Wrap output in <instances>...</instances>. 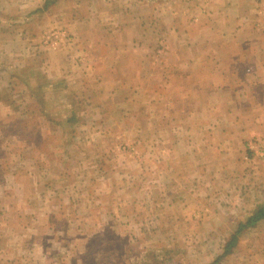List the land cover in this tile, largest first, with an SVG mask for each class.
<instances>
[{
    "label": "crops",
    "instance_id": "1",
    "mask_svg": "<svg viewBox=\"0 0 264 264\" xmlns=\"http://www.w3.org/2000/svg\"><path fill=\"white\" fill-rule=\"evenodd\" d=\"M33 26H52V35L44 31V46H33L39 39ZM50 37L56 42L48 43ZM23 69L28 76L38 75L48 88L69 79L75 93H81L83 81L89 80L86 86L99 87L104 100L122 105L115 108L120 117L128 114L124 110L130 112L129 104L139 101L146 109L145 120H158L152 128H140V140L152 135L141 153L140 183L169 185L163 187V197H154L157 206L162 201L171 207L183 205L192 184L213 193L218 184L226 192L242 190V182H253L256 165L263 162L247 143L254 138L264 144V0H0V79L7 73L12 83ZM128 80L140 86L122 95L121 84ZM149 82V89L143 88ZM35 88L31 84L25 91L28 104L22 102L20 108L45 106L54 99L53 87L34 99ZM98 92L90 94L92 112L87 113L106 119L113 110L97 108L103 105ZM130 95L133 101L119 98ZM78 104L72 99V108ZM165 104L168 109L163 112ZM23 113L46 124L56 120L60 127L72 126L67 121L72 115L79 119L74 125L82 123L77 114L64 117L62 112L40 109L20 111V116L0 112V124L1 119L23 118ZM36 129L42 133L41 125ZM94 139L89 146L94 147ZM24 143L14 141L8 158L0 162V264H63L71 246H58L59 237L75 226L74 220L62 222L63 231L52 221L56 215H67L70 191L66 188V197L50 206L44 184L59 181L58 176L38 167L31 157L32 142ZM158 150L166 156L157 155ZM93 158L98 157L89 153ZM106 164L110 165L96 161L95 173L90 174L92 162L79 161L75 176L92 180V196L99 195L97 184L105 178L100 167ZM120 165L115 182L130 189L135 176L127 171L128 165ZM76 184L85 191L81 181ZM184 213L191 219L208 214L203 208ZM36 216H41V223H34ZM49 227L55 231L50 237L45 233Z\"/></svg>",
    "mask_w": 264,
    "mask_h": 264
},
{
    "label": "rangeland",
    "instance_id": "2",
    "mask_svg": "<svg viewBox=\"0 0 264 264\" xmlns=\"http://www.w3.org/2000/svg\"><path fill=\"white\" fill-rule=\"evenodd\" d=\"M51 27L40 29L33 26L34 33L39 37L33 44L34 47L44 46L42 44V37L46 36L44 31L49 29V35H52L51 32L54 31L50 32ZM51 40L50 37L48 43ZM52 41L56 42V40ZM21 71H17V78L12 83L8 80L7 73L0 79L1 114L12 112L20 116V111L23 110L36 112L43 109L48 112H62L64 117H69L71 113L77 114L82 119V123L78 125L70 126L67 123L60 127L55 123L46 124L41 118L26 117L23 113V118H18L16 121L1 119L0 124V162L8 158L7 152L13 149L14 141L32 142L29 147L35 164L41 169L47 167L48 172L58 176L60 181L45 182L44 187H47L45 192L48 193L46 201L50 206L56 202L60 203V198L66 197V188L70 191L69 203H73L74 198V204L66 203L68 200H65V204L70 207L67 209L65 205L67 215H60V218H63L59 222L60 218L56 215L52 221L55 227L62 230L64 225H61L62 222L74 220L75 226L72 224L71 230L59 237L58 246L63 244L71 246L65 255L68 259L63 264H209L215 256L221 254L225 240L234 233L238 223L245 221L257 205L264 203V158H262L263 162L256 165L257 174L254 175L256 178H252L253 182L250 183L248 179L242 182V190L237 191V188L235 192L231 189H229L231 192H226L228 189H223L226 187L218 184L217 186L221 188L216 187L218 190L213 193L214 191L207 192L204 186L202 191H199L200 184H192V190L188 191L187 198L183 199V205L171 207L167 202L162 201V205L157 206L154 197H163L166 193L163 187L169 185L168 183L152 185L150 182L143 186L140 183L141 153L143 146L150 144L148 140L152 138V135H147V141L140 140V128H152L159 123L152 117L145 120L148 117L145 116L146 109L143 105L140 106L139 101L134 102L132 95L119 96L120 100L125 98L133 101L128 107L130 112L124 110L128 114L120 117L121 111L117 112L118 109L115 108L122 105L109 99L104 100L99 87L86 86L89 80L83 81L81 93H75L72 81L69 79L55 81L48 88V84L38 80V75L33 73V76H28L26 70L22 73ZM86 73L90 74V72ZM151 83L143 88L149 89ZM31 84L33 87L37 86L34 99H38L40 95L44 97V92L53 87L54 99L51 103L45 106L43 103H32L27 108H20L23 106L22 102L24 103L25 91L31 90ZM136 85L140 86L133 80L121 84L122 95L132 93ZM95 90L101 92H98L99 98L103 100V105L97 108L113 110L106 119L103 117L93 119L89 115L92 109L89 107L88 99ZM136 98L140 100V97ZM72 99L75 103L80 101L79 106H76L77 109L72 108ZM167 109L168 104L161 108L163 112ZM162 115L167 114L162 113ZM24 124L25 130L22 129ZM36 125H41L42 133L36 129ZM100 131L102 134H97ZM96 136H101V139L97 141ZM91 138H95L92 142L94 147L88 145ZM252 140L254 138L248 141ZM89 153L98 157L97 160L95 158L90 160ZM28 154L24 152V156ZM157 155L165 157L166 153L158 150ZM99 160L107 161L110 165L100 167L102 177L105 178H99L100 182L97 184L99 195L96 193L98 196L95 197L92 196L94 190L92 180L77 179L75 175L78 173L79 161H91L93 165L88 169L90 174H94V164ZM120 163L123 166L128 165L127 171L135 176V182L130 189H125L127 184L115 182L116 175H120L119 170L123 169ZM78 181L85 186V191L79 190V185L76 184ZM210 186L215 187L214 184ZM202 196L205 198H200ZM197 208L206 209L208 214L201 217L194 214L191 219L189 214L184 213V211L188 213L191 210L196 211ZM33 219L34 223L42 222L41 216ZM51 228L53 227L45 231L48 237L55 232L51 231ZM220 264H264V220L256 228L247 229L239 234L236 248Z\"/></svg>",
    "mask_w": 264,
    "mask_h": 264
},
{
    "label": "trees",
    "instance_id": "3",
    "mask_svg": "<svg viewBox=\"0 0 264 264\" xmlns=\"http://www.w3.org/2000/svg\"><path fill=\"white\" fill-rule=\"evenodd\" d=\"M44 84H47L43 82ZM37 90V88H35ZM38 100V99H37ZM40 110V109H39ZM79 119L75 116H71V118H67V121L71 123V125H74ZM52 124H57V122H54V120H49ZM26 124V122H24ZM23 125L22 129L25 130L26 125ZM1 174V173H0ZM264 220V203L259 204L256 206V208L249 214V216L246 218L245 221H242L238 224L237 229L232 233L227 240L225 241L224 245L222 246V252L220 255H218L214 261H212L210 264H219L221 261H223L227 256L231 255L233 250L236 248L238 243V237L239 234H241L244 230H247L249 228H252L256 225L257 222Z\"/></svg>",
    "mask_w": 264,
    "mask_h": 264
},
{
    "label": "built area",
    "instance_id": "4",
    "mask_svg": "<svg viewBox=\"0 0 264 264\" xmlns=\"http://www.w3.org/2000/svg\"><path fill=\"white\" fill-rule=\"evenodd\" d=\"M247 148L257 158H264V144L260 140H252V141H249L247 143Z\"/></svg>",
    "mask_w": 264,
    "mask_h": 264
}]
</instances>
